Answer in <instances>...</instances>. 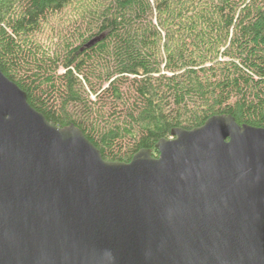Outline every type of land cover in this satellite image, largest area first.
<instances>
[{"label":"water","instance_id":"95a60500","mask_svg":"<svg viewBox=\"0 0 264 264\" xmlns=\"http://www.w3.org/2000/svg\"><path fill=\"white\" fill-rule=\"evenodd\" d=\"M129 162L0 67V264H264V127L214 115Z\"/></svg>","mask_w":264,"mask_h":264},{"label":"trees","instance_id":"16d2710c","mask_svg":"<svg viewBox=\"0 0 264 264\" xmlns=\"http://www.w3.org/2000/svg\"><path fill=\"white\" fill-rule=\"evenodd\" d=\"M76 1L81 17L39 43ZM0 67L105 160L157 156L174 128L214 115L264 127V0H0Z\"/></svg>","mask_w":264,"mask_h":264},{"label":"rangeland","instance_id":"374dc122","mask_svg":"<svg viewBox=\"0 0 264 264\" xmlns=\"http://www.w3.org/2000/svg\"><path fill=\"white\" fill-rule=\"evenodd\" d=\"M81 13H84V10L79 1H76L74 4L67 7L62 14L56 16V18H53L48 25L46 24L42 33L38 34L39 43H42L46 47H48L49 44L54 45V37L56 36L50 38L49 34L52 32L55 33L61 28L67 29L68 22H70L74 16L81 17ZM63 71L64 69L61 67L58 73L60 74Z\"/></svg>","mask_w":264,"mask_h":264}]
</instances>
